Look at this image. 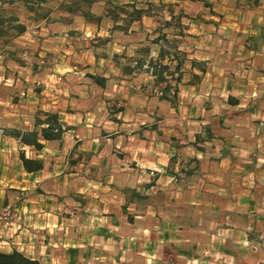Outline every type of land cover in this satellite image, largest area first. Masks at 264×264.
I'll return each mask as SVG.
<instances>
[{
    "label": "crops",
    "instance_id": "1",
    "mask_svg": "<svg viewBox=\"0 0 264 264\" xmlns=\"http://www.w3.org/2000/svg\"><path fill=\"white\" fill-rule=\"evenodd\" d=\"M126 3L147 11L127 22ZM1 8L26 29L0 36V208L11 211L0 251L39 264H264V0ZM156 60L180 74L176 95L154 91L165 83L143 64ZM40 110L67 126L58 139L43 137ZM195 210L215 227L196 225Z\"/></svg>",
    "mask_w": 264,
    "mask_h": 264
},
{
    "label": "trees",
    "instance_id": "2",
    "mask_svg": "<svg viewBox=\"0 0 264 264\" xmlns=\"http://www.w3.org/2000/svg\"><path fill=\"white\" fill-rule=\"evenodd\" d=\"M129 7H132V9L129 14H126L125 19H127V22L141 17L142 14L147 11L146 9L136 7L135 3H126L117 6V8L122 9L123 11ZM7 12L8 11L4 8L0 9V36L10 38L11 29L16 33H21L26 29V25L19 21V18L15 13L12 12L8 14ZM163 40H165L164 36L159 35L155 41L159 42ZM173 56L177 59V69H179L182 53L179 51H175ZM134 65L137 67H141L142 64L137 60L136 64ZM154 74L160 82L165 83L163 87L164 90H168L171 86V82L173 81L175 83L174 89L176 95L178 91L177 81L180 80V74H178L174 78L173 74L169 73L168 65L166 64H160L159 66L155 65ZM169 78H172L174 80H171ZM37 123L45 124L42 127L41 132L43 137L46 139H58L61 136L62 131L67 128V126H65L60 120L59 114L57 112L40 110L37 113ZM31 134L34 136L33 139L35 146H37L38 148L42 147V143L39 142L36 138L37 133L31 132ZM21 138H24V134L21 135ZM22 159L25 167L28 170H36L42 167L41 160L35 158H28L24 155V153L22 154ZM0 264H39V261L29 259L18 251H13L11 253L0 251Z\"/></svg>",
    "mask_w": 264,
    "mask_h": 264
},
{
    "label": "built area",
    "instance_id": "3",
    "mask_svg": "<svg viewBox=\"0 0 264 264\" xmlns=\"http://www.w3.org/2000/svg\"><path fill=\"white\" fill-rule=\"evenodd\" d=\"M68 35V34H65ZM136 64V62L134 63ZM160 64H162L160 61H154V64H150V63H145L143 64L145 67H147L149 69V72L151 74H154V67L155 65L159 66ZM174 85L175 83H171V86L169 87L168 90H164L163 88L160 87H156L154 88V91L159 94L160 96H165V95H169V96H173L175 95V89H174ZM11 219V211L9 207H5V208H0V221L3 220L4 224L9 223Z\"/></svg>",
    "mask_w": 264,
    "mask_h": 264
},
{
    "label": "rangeland",
    "instance_id": "4",
    "mask_svg": "<svg viewBox=\"0 0 264 264\" xmlns=\"http://www.w3.org/2000/svg\"><path fill=\"white\" fill-rule=\"evenodd\" d=\"M11 8V7H10ZM8 10V12H11L12 11V9H7ZM160 42H162V41H160ZM177 51V50H176ZM178 52V51H177ZM149 63V62H148ZM150 64H154V62H151ZM215 216H214V213H211V212H209V213H204L203 214V220H202V222H201V220H196L197 219V211L195 210V224L196 225H200V227H207V228H210V229H212V228H214L215 227V225H214V220H213V218H214ZM264 224V223H263ZM263 224H261V225H263ZM257 239L259 240L260 238L259 237H257ZM262 239H264V238H262ZM262 239H260L261 241H262Z\"/></svg>",
    "mask_w": 264,
    "mask_h": 264
}]
</instances>
